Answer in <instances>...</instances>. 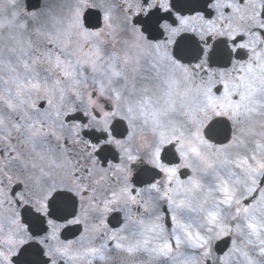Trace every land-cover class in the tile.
Listing matches in <instances>:
<instances>
[{
    "label": "snow or ice",
    "instance_id": "6c2138e0",
    "mask_svg": "<svg viewBox=\"0 0 264 264\" xmlns=\"http://www.w3.org/2000/svg\"><path fill=\"white\" fill-rule=\"evenodd\" d=\"M0 264H264V0H0Z\"/></svg>",
    "mask_w": 264,
    "mask_h": 264
}]
</instances>
